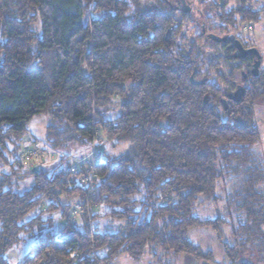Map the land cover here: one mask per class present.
I'll return each mask as SVG.
<instances>
[{
	"label": "trees",
	"instance_id": "16d2710c",
	"mask_svg": "<svg viewBox=\"0 0 264 264\" xmlns=\"http://www.w3.org/2000/svg\"><path fill=\"white\" fill-rule=\"evenodd\" d=\"M248 2L235 0L224 21L235 27L237 15L257 19ZM174 10L186 13L177 0L146 7L138 0H0V161L9 166L0 177V264L26 237L35 241L20 264H110L122 254L138 260L147 247L161 263L181 253L217 262L214 251L187 239L191 228L213 232L220 264H264V160L257 159L254 111L264 105V67L253 76L250 56L239 60L248 68L240 71L245 95L224 109L226 92L216 84L191 83L201 80L198 52L178 49ZM219 44L235 60L228 43ZM115 97L119 113L105 118ZM36 114L50 117L46 143L62 153L50 170L17 161ZM94 140L102 147L96 177L80 184L82 170H69L67 150ZM106 141L135 145L137 154L111 156ZM237 174L241 180L228 188ZM27 176L29 186L14 188ZM64 197L74 200L64 204ZM208 202L223 215L199 217L196 209ZM75 203L84 212L69 221ZM98 207L121 222L118 231L91 225ZM56 212L57 229L49 216Z\"/></svg>",
	"mask_w": 264,
	"mask_h": 264
},
{
	"label": "rangeland",
	"instance_id": "374dc122",
	"mask_svg": "<svg viewBox=\"0 0 264 264\" xmlns=\"http://www.w3.org/2000/svg\"><path fill=\"white\" fill-rule=\"evenodd\" d=\"M142 7H146L147 5H158L159 0H138ZM171 3H174V0H169ZM226 5L221 7L219 4L223 2V0H189L190 11L183 13L181 10L173 11V19L178 24L177 31L175 32V42L176 45L179 46L178 49L187 50V49H195L198 52L197 61L200 70V79L208 80L210 84H216L221 93L233 91L235 88V82L239 83L241 79L240 71L248 69L245 63H241L239 60H228L227 59V50L228 47L222 46L217 42H210L206 40L205 33L212 32L218 35H225L228 33H233L238 38H241L242 41L246 43L247 40L245 35L251 37V44H253L259 50L261 54V66L264 67V0H249L247 5H249L252 9L259 10V17L254 20H240L237 15L236 26H232L226 23L225 15L221 14L225 11H230L233 8V4L235 0H226ZM200 9L203 15L206 32L200 36L199 24L201 21V17L197 11ZM165 11V10H161ZM220 13V17L218 14ZM227 19V18H226ZM249 22L253 24V29L249 32H243L240 30V26ZM248 44V42H247ZM250 44V43H249ZM251 46V45H250ZM119 98L115 97L111 103L108 104V111L104 115L105 118H113L119 113ZM255 117L258 122V126L260 129V142L256 145V153L259 157L264 160V105L258 104L254 105ZM50 117L46 114H36L32 116L27 124V130L23 135V139L31 138L32 141L37 146H45L46 142V131L47 125L50 124ZM97 137V136H96ZM27 141H31L30 139ZM103 146L105 147L106 152L111 156H117L119 154H124L125 156L134 157L137 154V149L135 145L128 146L126 144H116L110 141L103 142ZM42 147V148H44ZM90 148V146H89ZM88 147L78 146L76 150H67V154L71 157L69 162L72 159H78L81 156H84L88 152ZM102 148V147H101ZM20 150V149H19ZM65 153V152H63ZM65 153V154H66ZM19 154V152H18ZM17 154V157H18ZM11 159V157H10ZM56 156L52 158V161L47 163L45 169L50 170V166L53 161H55ZM40 165L34 166H26L28 168L32 167H44ZM9 170V166L4 162L0 161V177L4 172ZM242 175H232L230 180L227 181V187H231L237 185V179L241 180ZM32 182V178L27 176L25 179L21 180L19 184L14 185V188H26ZM262 186L261 190L264 191V181L261 182ZM220 195L223 196L222 193ZM74 197H64L61 199L62 203L68 204L73 202ZM209 203V202H208ZM78 204H73V207ZM69 209L72 211V209ZM222 210V211H221ZM105 211V207H98L92 212L97 213V215L90 219L91 225L97 228L99 231H107V232H115L120 229L121 222L118 220H110L101 216V213ZM222 213L223 209L213 208L212 204H205L203 206H199L196 209V214L201 218L213 217L217 214ZM49 215V214H48ZM88 215H91L89 210ZM54 219V228H59L61 226L62 220L59 218V213H53L49 215ZM80 215L77 216V218ZM91 217V216H90ZM187 239L194 245L199 246L201 249L212 250L214 251L215 258H220L221 248L220 244L216 240L213 232L209 230V228H191L187 231L186 235ZM35 239L33 237H26L24 241L21 243L14 245L10 248L6 254L7 261L9 264H20L21 259L25 255V253L29 250L30 246L34 243ZM246 249L249 247V244H246ZM217 250L220 252H217ZM156 250L153 247H147L146 252L142 255V257L138 260L131 258L128 255H119L115 258L110 264H158L157 260H154L153 253ZM99 255L105 254V249H100L98 251Z\"/></svg>",
	"mask_w": 264,
	"mask_h": 264
},
{
	"label": "built area",
	"instance_id": "2783aa9c",
	"mask_svg": "<svg viewBox=\"0 0 264 264\" xmlns=\"http://www.w3.org/2000/svg\"><path fill=\"white\" fill-rule=\"evenodd\" d=\"M253 29V24L245 22L240 26V30L243 32H249ZM37 146L32 140L26 141L22 144L17 161L24 166H34L40 165L44 166L50 161L54 156L62 155L61 152L52 149L50 147ZM101 147L94 140L86 155L78 159H72L69 170L71 171H81L77 176V181L80 184L91 185L94 182L96 173L94 170L95 163L99 160ZM84 212V208L80 203L76 204L71 212H69L67 219L73 221L77 215H80Z\"/></svg>",
	"mask_w": 264,
	"mask_h": 264
},
{
	"label": "water",
	"instance_id": "95a60500",
	"mask_svg": "<svg viewBox=\"0 0 264 264\" xmlns=\"http://www.w3.org/2000/svg\"><path fill=\"white\" fill-rule=\"evenodd\" d=\"M179 1L181 7L185 12H189L190 2L187 0H177ZM200 33H205V27L203 23H200ZM206 40L210 42H217V43H224L227 42L229 47L233 50L231 53V57L235 60H241L247 56H250L251 62L249 64V73L253 76L257 75L259 72L260 64H261V54L257 47L255 46H248L245 47L242 42L239 40V38L234 35L233 33H229L226 35H217L211 32L205 33ZM242 74L244 77H246V73L242 71ZM191 83L200 85L204 84L205 79L201 80H194L192 77H190ZM245 95V88L242 86L241 83H236L235 89L233 91L226 92L224 96L221 98V101L223 103L224 109L227 108V102L229 100L233 102H240L243 100V97ZM133 146V145H130ZM37 167H32L31 171H36Z\"/></svg>",
	"mask_w": 264,
	"mask_h": 264
},
{
	"label": "crops",
	"instance_id": "0c3cea01",
	"mask_svg": "<svg viewBox=\"0 0 264 264\" xmlns=\"http://www.w3.org/2000/svg\"><path fill=\"white\" fill-rule=\"evenodd\" d=\"M27 139L32 140L31 138H27ZM45 146H48V144L46 142H45ZM217 252H219V251L217 250ZM154 260H157L158 264H200L195 258H193L192 256H190L188 254H184V253H181L178 255H172V254L167 255V256H165V259H163L162 263L156 258H154ZM216 261L217 262L210 263V264H220L219 263L220 261L222 263V260L220 258H216Z\"/></svg>",
	"mask_w": 264,
	"mask_h": 264
}]
</instances>
